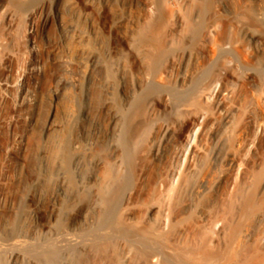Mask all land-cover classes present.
Segmentation results:
<instances>
[{
	"label": "rangeland",
	"instance_id": "obj_1",
	"mask_svg": "<svg viewBox=\"0 0 264 264\" xmlns=\"http://www.w3.org/2000/svg\"><path fill=\"white\" fill-rule=\"evenodd\" d=\"M0 264H264V0H0Z\"/></svg>",
	"mask_w": 264,
	"mask_h": 264
},
{
	"label": "bare ground",
	"instance_id": "obj_2",
	"mask_svg": "<svg viewBox=\"0 0 264 264\" xmlns=\"http://www.w3.org/2000/svg\"><path fill=\"white\" fill-rule=\"evenodd\" d=\"M203 93H201V91H200V93L201 94H203V95H207L208 94V91L206 92V91H202ZM202 96V95H201ZM193 135L195 136V132H194V134H189V136H188V139H187V142H186V146H190L191 145V142H192V140H193ZM125 137H127V136H125ZM124 142H126V141H124ZM126 147V146H125ZM109 204L111 205V204H113L112 202L111 203H108V207H107V209L109 208ZM109 209H111V208H109ZM108 209V210H109ZM107 212V211H106ZM111 211H109V213H110ZM110 215H111V213H110ZM107 218V217H106ZM19 243V242H18ZM17 244V243H16ZM50 252V251H49ZM52 254V253H51ZM56 256V255H55ZM46 257H47V255H46ZM49 257V256H48ZM47 257V258H48ZM55 257H52V258H50V259H54ZM49 259V258H48ZM55 259H57V256H56V258Z\"/></svg>",
	"mask_w": 264,
	"mask_h": 264
}]
</instances>
